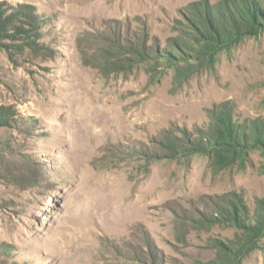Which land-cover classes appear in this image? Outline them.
<instances>
[{"label": "rangeland", "instance_id": "rangeland-1", "mask_svg": "<svg viewBox=\"0 0 264 264\" xmlns=\"http://www.w3.org/2000/svg\"><path fill=\"white\" fill-rule=\"evenodd\" d=\"M234 1L0 0L41 26L36 49L0 46V106L15 111L0 126V264H264V236L239 259L220 214L259 209L264 154L219 167L163 148L223 113L247 133L264 122V32L230 49L201 34L198 13Z\"/></svg>", "mask_w": 264, "mask_h": 264}, {"label": "trees", "instance_id": "trees-1", "mask_svg": "<svg viewBox=\"0 0 264 264\" xmlns=\"http://www.w3.org/2000/svg\"><path fill=\"white\" fill-rule=\"evenodd\" d=\"M239 1L225 4V7L218 5L213 13L208 9L198 13L202 20L201 34H206L214 41L223 43L226 49H230L234 42L238 43L263 33L264 10L259 1ZM34 10L32 6L8 7L5 2H0V46L12 48L15 53L23 52L26 48H37L41 26L40 17ZM169 44L174 46L173 43ZM142 49L143 51L137 54L139 59L146 60L144 44ZM162 51L173 55L168 49ZM179 51L181 60L185 61L184 53ZM14 115L15 111L11 106H0V126H12ZM183 132L184 135L181 137L167 133L164 138L163 148L170 157L171 155L188 157L200 153L212 157L214 166L228 167L247 161L249 153L253 150H259L264 154L263 121H254L251 131L247 133L246 129L241 130L233 122L229 113H223L211 127L199 130L200 135L193 136L185 130ZM133 150L134 153L151 160H157L162 156L156 151L152 153L148 147L135 145ZM247 211L248 209L245 210L244 207L232 213L220 211L221 216H230L233 224L241 232L234 247V254L239 259L258 248L264 236V197L259 199V209L255 211L253 217Z\"/></svg>", "mask_w": 264, "mask_h": 264}]
</instances>
